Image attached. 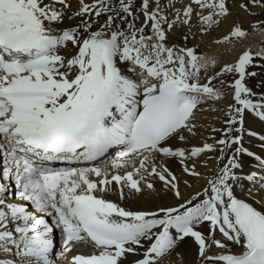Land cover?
<instances>
[{"label":"snow or ice","instance_id":"obj_1","mask_svg":"<svg viewBox=\"0 0 264 264\" xmlns=\"http://www.w3.org/2000/svg\"><path fill=\"white\" fill-rule=\"evenodd\" d=\"M249 5L264 0L238 5L255 15ZM229 11L0 0V264H166L185 242L194 264H264V157L245 146L264 149L245 127L246 114L264 122V74L250 86L249 70H264V46L209 73L215 60L188 44ZM245 34L237 24L214 42ZM225 99L221 126L198 132L197 114ZM183 174L204 183L182 195Z\"/></svg>","mask_w":264,"mask_h":264},{"label":"bare ground","instance_id":"obj_2","mask_svg":"<svg viewBox=\"0 0 264 264\" xmlns=\"http://www.w3.org/2000/svg\"><path fill=\"white\" fill-rule=\"evenodd\" d=\"M78 0H70L73 9L76 8ZM85 2H89V0H85ZM247 3V0H228L229 14L222 18L218 27H213V29L206 33H199L196 28H193L192 31L196 33V38L193 39L191 36L188 38L189 46L195 44L197 45V52L203 54L206 58H212L215 60V66L209 68V73L214 70H217L224 63L232 62L240 52L245 49H249L252 52L259 51L262 46H264V24L258 25L256 28L252 27L253 21H262L264 20V9L254 7L249 5V8L255 15H250L248 12H245L243 9H240L238 5L241 3ZM195 20V17L193 18ZM71 23V22H70ZM239 25L242 29L245 30L246 34L243 37H235L230 38L228 42L216 43L214 41L220 40L221 37L227 35V33L231 30L234 25ZM187 29L182 28L179 30H174L173 34L170 35L169 40L171 43L182 44L184 41L182 39V33L186 32ZM258 59V58H257ZM250 71L256 70L258 71V76L255 79L250 78V86L255 85V80L260 79V74H264V70L260 69H249ZM227 102V99L217 101L215 103V107L217 109L216 112H212L210 110L198 113V121L197 123L200 127L197 129L198 132H202L205 135L209 133L206 131L209 127H220V122L218 119H213L214 116L218 117L220 115L219 109L223 107ZM205 108L208 106L205 105ZM245 127L250 128L253 131H256L259 134L264 135V122L258 120L251 116L250 114H246L245 117ZM216 136H219V133H216ZM245 141L247 147H249L252 151L264 157V149H261L259 146V142L256 138L245 136ZM194 143H199V140L193 141ZM211 142V141H209ZM212 161H209V167L212 166ZM167 166L173 171L178 177L181 176V170L179 164L174 161H168ZM201 171H203L202 166L200 167ZM184 178L189 180V183L192 184V188H186L183 184H181V193L185 195L187 193L192 192L193 190H197L204 183L203 179L199 181L188 177L186 174H183ZM160 188L159 183H157V189ZM153 198L157 196V193H153ZM162 199L164 198V194L159 193ZM113 200H116L117 197H110ZM57 248L59 247V240L57 237ZM80 251L87 252L88 249L81 248ZM179 253V255H177ZM181 257L183 258V264H194L195 257V248L189 246L187 242L181 243L175 249V251L165 258L166 264H181Z\"/></svg>","mask_w":264,"mask_h":264}]
</instances>
